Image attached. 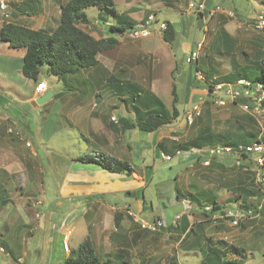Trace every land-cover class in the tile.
Returning a JSON list of instances; mask_svg holds the SVG:
<instances>
[{
    "label": "crops",
    "instance_id": "obj_1",
    "mask_svg": "<svg viewBox=\"0 0 264 264\" xmlns=\"http://www.w3.org/2000/svg\"><path fill=\"white\" fill-rule=\"evenodd\" d=\"M67 1L69 0H9L10 17L7 20L0 11V247L2 248L0 264H64L69 251L63 248V238L69 239L71 249L77 248L83 240L90 237L89 227L92 218L95 223L104 221L111 228L109 231L102 230V235L99 236L101 239L99 243L107 249L106 254L112 249L117 251L110 264H118L120 260L122 264H133L132 261L128 262L130 255L128 251H133L137 256L139 244L146 245L141 249L146 251V263L143 262L144 259L140 262L138 257L134 261L140 262L139 264H152L155 241L162 247L179 248L177 256H172L168 264H226L224 256L229 254L228 249L234 244L230 242L225 245L223 232L217 234L221 236L215 241L212 240L207 233L208 230H204L206 223L202 221V217L217 219L220 223L225 222L224 225L230 224L228 220L215 218L211 214L206 215L203 207L192 201V195L187 196L182 192L181 187H176L172 211H168L170 208H165L166 211L162 210L164 216L141 221L139 214L148 213L144 195L142 200L136 198L137 211L133 209L131 202L124 201L122 204L117 202L115 197L121 193L132 196L135 191L139 192L146 185L144 175L136 170L132 175L111 172L96 163L81 162L77 158L83 154L72 149L75 141H69L65 137L66 141L62 143L64 138L60 139L57 136L60 129L73 128L81 124L89 130L91 136L93 135L94 142L110 144L111 148H107L110 152L100 151L101 153L121 159L123 157L120 156L124 152L123 155L128 158L131 152L130 144L128 143L126 145L128 149L127 147L125 149L120 136L134 128L123 129L118 121L119 118L143 117L149 109H158V111L160 109L149 99H146L147 106L144 107L133 102L122 105L116 101L122 100L123 96L127 97L132 90H139L141 87L144 90L148 88L145 92L149 96L157 94L153 87H139V82L132 79L133 73L138 72L139 68L133 55L107 56L102 60L99 53L96 65L81 69L65 80L48 73L45 64L42 65L37 80L24 75L22 68L27 48L12 47L9 42L1 39L4 24L11 22L51 32L59 24L61 5ZM113 1L117 11L116 17L121 14V21L134 22V28L140 22H144L149 15L155 16L157 23L153 25V32L142 35L143 38H140L139 43L148 47L157 43L162 47V51L166 52V56L164 53L151 55L152 69L155 67V61L169 62L172 57L176 62V70L173 72L175 83L179 81L177 79H186L189 85L193 76L197 74L194 69V72L192 71V67L182 66L181 59L183 61L184 58L189 59L194 50L199 51L208 36L212 41H217L218 47L229 49L233 53L241 51L256 58V62H261L264 58V35L253 26L255 18L264 9V0H259L257 12L252 16L247 15L248 20L242 17L243 13L238 12V10L243 11L242 2L239 0ZM220 3L225 8H221V11L211 16L208 15V12ZM153 6L157 8L152 9ZM56 7L59 16L55 19L52 15ZM94 7L98 17L103 21L102 25L93 21V25L87 26L90 17L86 12L89 21L83 23L85 26L82 29L96 39L114 37L118 40L119 46L123 45L129 33H111L108 25L119 22L105 17L103 13L106 10ZM167 8L170 10L163 17L161 11ZM243 9L245 12L248 10L247 7ZM231 12L237 14L233 16ZM194 19L197 26L203 28L206 33L204 42L196 41L191 37L190 31L193 29ZM167 21L175 30L174 44L181 49L183 58L179 59L174 50L172 54L168 51L174 44L171 45L164 40L163 32L158 29L159 22L167 23ZM253 68L255 67L247 66L245 69L240 68L239 72L248 73ZM170 73L169 71V75ZM237 73H229L226 76H236ZM42 81L46 82L47 88L37 93L36 86ZM61 82L63 85L60 84ZM175 86L177 90L178 84ZM48 89L53 91L52 97L46 103L38 104L36 98ZM128 109L129 113L126 112ZM165 129L166 125L155 130L156 135L152 139L153 148L155 151L160 148L163 157L169 155L168 152L173 149L177 152L182 149L176 148L177 143L170 145L172 149L166 148L162 142L163 138L169 137L164 132ZM55 141H60L56 150L51 146ZM119 151L121 155L117 154ZM42 152L55 153L57 156L55 158L57 160H54L51 166L55 195L50 197V202L46 198L48 189L40 177L37 161ZM184 157L185 160L188 159ZM250 164L249 171L254 176L252 171L254 164ZM148 167L150 165L146 167V175L150 172ZM14 176H17V179ZM185 199L192 204V212L190 211L192 214L187 212ZM34 200H37L39 207L44 208L38 220H35L27 208V205ZM179 200L184 203L185 209L182 210L178 204ZM203 205L208 204L203 203ZM193 211H197L202 217ZM178 215L180 218L174 223ZM157 219H163L165 222L158 232H151L139 226ZM118 226L120 230L116 228ZM141 234H146V237ZM90 239L93 242L92 237ZM112 239L115 240L114 243ZM74 240H78L77 243H74ZM180 256H184V262L180 261Z\"/></svg>",
    "mask_w": 264,
    "mask_h": 264
},
{
    "label": "rangeland",
    "instance_id": "obj_2",
    "mask_svg": "<svg viewBox=\"0 0 264 264\" xmlns=\"http://www.w3.org/2000/svg\"><path fill=\"white\" fill-rule=\"evenodd\" d=\"M193 1L197 2L198 0ZM239 1L242 2L243 8H248L246 12L243 8V11L238 10L239 13L241 12L244 14L242 17L246 20H248L247 15L252 16L257 12L256 9L259 8L260 4L259 0ZM218 6L222 9L225 8L222 3ZM156 8L157 6H153L152 9ZM168 10H170V8L162 10L161 15L165 17ZM53 12L54 15H52V17L56 19L59 16L58 8H54ZM86 12L90 17L87 26L93 25V21H97L102 25L103 21L98 17L94 6L88 7ZM235 14L237 13L235 12ZM103 15L110 20H117L116 15L113 13L104 11ZM5 19H9V17ZM78 25L81 28L85 26L83 23ZM128 33V31L125 32V34ZM190 34L192 39L196 41L204 42L206 39L204 29L197 26L195 19ZM122 36L125 37L124 35ZM136 38L135 40V38L133 39V37L127 35L123 45H117L115 48L101 52V59L103 60L107 56L133 55L136 60V65L139 68L138 72L133 73L132 79H136L139 82V87H153L154 91L157 92L156 95L149 96V94L145 92L148 88H146V90L142 87L139 88V90H130V95H127V97L123 96L122 100H116L119 104L123 105V103L126 102H133L140 105L142 101L149 99L156 103V107H160L159 103L161 102L170 112H173V105L176 107L178 115L173 117L171 123L166 125L164 131L169 137L162 139L166 148H171L170 145L175 143L186 144L194 141L200 132L205 131L207 128L221 138L216 141V143L219 144H222V136L238 139L247 132H254L257 138L264 139V120L251 116V114L244 111L237 103L228 102L225 105L216 104L212 99L211 90L209 89L210 84L226 81L227 74L235 72H238V75L242 73L245 74L244 71L239 72L240 68L245 69L247 66L256 67L260 61L256 62V58L246 55L241 51L233 53L229 49L221 46L218 47L217 41H212L210 39L211 37L208 36L206 43L204 42L202 46H200L199 51L201 53H199L198 50H194V52H196L195 55L191 53L189 59L184 58V61L181 59L183 63L182 66L192 67V71L194 69L197 74L193 76L189 85L186 79H177V81H179L175 83L173 72L176 70V62L173 61L172 57L169 62L164 61L158 63L155 61V67L152 69L151 55L164 53V56H166V52H163L162 47L157 43L154 44V46L151 45L148 47L145 44L139 43L140 38L142 39L143 37L139 36ZM173 50L179 59L183 58L181 49L178 46L176 47L175 44L173 48L170 50L168 49L171 54ZM45 66L46 65H44V67ZM169 71L171 72L170 75ZM179 83H181L180 86ZM60 84L63 85L62 82ZM173 84H178L176 90L177 101L175 102L173 101L172 95ZM194 105H198L196 111L193 110ZM126 112L129 113V109L126 110ZM190 113L194 116L191 123H189L187 117ZM155 135V132L143 133L138 128H134L124 132L123 135L120 136V140L125 149L128 143L130 144L129 147H131L128 158L123 155V152L122 156H120L123 157L121 159L129 161L135 167L136 172L144 175L146 185L141 188L139 192L135 191L132 196L121 193V195L119 194L115 197V200L122 204H124V201H129L133 204V209L137 211L136 198L142 200V195H144V200L148 205V213L147 215L146 212L139 214L141 221L157 216H164V211L162 213V210L166 211L168 208H170L168 211H172V201L175 199L176 187H181L184 194H187V196L192 195V198H195H193V200L199 199L202 204L212 205L211 201L214 199L217 203L222 205L223 209L235 208L239 206L241 202H249L255 206L262 205L260 214L257 217L241 220L237 225L227 223L224 225L225 222L220 223L217 219H204L197 211H193V213L195 212L198 216L202 217V221L206 223L204 230H208L207 233L211 236L212 240L215 241L216 238L221 236L217 234L223 232V236L225 237L223 240H225L224 242H226V245L231 242L234 244L232 246L237 248L238 252L232 251L230 249L231 247L228 249L229 254H225L224 256V262L226 264H230L229 262L235 264H264V185L258 187L255 184L254 178L252 179V173L249 171L251 164H238L232 157L223 156L211 158L209 164L205 165L198 159L194 150H192L193 148H197V146L193 147L191 150L182 148L179 150L180 152L174 149L171 150V148V151H165L168 152L171 157L167 159L163 157L160 148L156 151L155 148H153L152 139ZM57 136L60 139L64 138L62 139V143L66 141L65 137H67L69 141H75V143L72 144V149L82 154H93L96 153V151L110 152V150L107 149L111 148L110 144H97L94 142L93 135L91 136L89 130L84 128L81 124L73 128L60 129L57 132ZM59 143L60 141L52 142V148L56 150ZM21 144L22 146L25 145L24 142ZM117 154L121 155V152L119 151ZM184 156L188 159L185 160ZM56 157L55 153L42 152L37 160L40 177L45 187L48 189L46 194L48 202L51 200L50 197L55 195V186L51 176V166L57 160L55 159ZM148 165H150L152 169L148 167L150 172L146 175V167ZM246 166L248 169L244 168ZM14 177L17 179V176ZM184 187L186 189H184ZM36 201L37 200H34L33 203H29L27 208L29 212L33 214L35 220H38L40 215L43 214L44 208L39 207ZM178 204L182 210L185 209V205L182 201L179 200ZM194 216L197 217L196 214H194ZM196 224L197 223H195V225ZM139 226L142 227L141 224ZM116 228L120 230L119 226ZM102 230L109 231L111 228L108 224H105L104 221L95 223L94 218H92L89 227L90 237H92L96 250L103 260L102 264H110L117 251L116 249H112L106 254L107 249L102 243H99V241H101L99 236L102 235ZM158 231L159 230H155L151 232ZM141 235L146 237V234ZM74 239H76V237ZM77 241L78 240H74V243H77ZM114 242L115 240L112 239V243ZM139 247L140 249L137 251V256L133 254V251H128L130 254L128 255V262L131 263L132 261L133 264H139L141 260L144 259L143 262L146 263V251L141 250L145 248L146 245L139 244ZM171 249L172 246L162 247L157 245L155 241V255L152 264H168V262H171L170 259L172 256H177V249L179 250V248L174 247L172 251ZM137 257L140 259L139 263L134 261L137 260ZM180 261L184 262V256H180ZM121 262L120 260L118 264H122Z\"/></svg>",
    "mask_w": 264,
    "mask_h": 264
},
{
    "label": "trees",
    "instance_id": "obj_3",
    "mask_svg": "<svg viewBox=\"0 0 264 264\" xmlns=\"http://www.w3.org/2000/svg\"><path fill=\"white\" fill-rule=\"evenodd\" d=\"M91 6H97L109 13L117 14L113 0H69L61 5L59 24L51 32L43 29H33L11 22L4 24L1 30V39L9 42L12 47L25 46L27 48L22 68L26 77L37 80L41 72V67L45 64L48 67V73L65 80L68 76L75 74L81 69L96 65L99 53L115 48L118 45L119 42L116 38L106 37L96 39L78 25L89 21L85 9ZM117 22L119 23L108 25L109 31L113 34H122L134 28V22L121 21V14L117 15ZM175 38V30L172 24L167 21V27L163 32V39L173 45ZM241 77L249 78L252 81L264 82V58L250 72L227 77L226 81H235ZM209 89L212 90V84H210ZM172 95L173 101H177L175 84L172 87ZM160 103L161 108L159 107V111L158 109H149L148 113L143 117L136 116L135 118H129L124 116L120 117L118 121L123 129L138 128L141 131L154 132L158 128L171 123L173 117L178 115V111L174 105L173 112H170L164 104L161 103V105ZM141 106H147L146 100L141 102ZM218 139L221 138L207 128L205 131H201L194 141L186 144H176V148L191 149L196 146L201 147L204 145L219 144L216 143ZM255 139L258 138L254 132H247L238 139L222 136L221 142L223 145L237 146L239 144H247ZM240 159L242 164L254 162L253 158L247 154L240 156ZM77 160L84 163H96L111 172L126 175H132L135 172L134 166L127 160L101 152L94 154L86 153L79 156ZM253 178L254 176H252ZM196 200L192 199L199 206L204 207L199 199ZM211 203V211H204L206 215H212L216 211H223L222 205L217 203L216 200L212 199ZM237 207L257 208V206L249 202H241ZM230 247L232 251L238 252L236 247L232 245ZM102 261L92 240L90 237H87L77 248H72L69 251L68 256L64 259V264H102ZM229 263L235 264L233 262Z\"/></svg>",
    "mask_w": 264,
    "mask_h": 264
},
{
    "label": "built area",
    "instance_id": "obj_4",
    "mask_svg": "<svg viewBox=\"0 0 264 264\" xmlns=\"http://www.w3.org/2000/svg\"><path fill=\"white\" fill-rule=\"evenodd\" d=\"M218 10H221V7L216 6L208 12V15L211 16ZM0 11L4 19L10 17L9 0H0ZM230 14L235 16L232 12ZM154 23H157V21L155 20V16L151 14L144 22H140L136 28L131 29L129 31V36L136 38L152 33ZM253 26L256 30L264 34V9L255 18ZM166 27V22L158 23V29L161 32H164ZM192 54L195 55L196 52H192ZM46 88V82L42 81L36 86V91L37 93H41L45 91ZM211 94L213 101L218 105H225L228 102H236L244 111L257 119L264 120V82L262 81H252L249 78L241 77L235 81L218 82L212 84ZM197 109L198 105H194L193 110L196 111ZM187 117L189 123H191L194 117L193 114L190 113ZM192 150H194L198 159L205 165L209 164L211 158L223 156L232 157L238 162V164H242L240 156L247 154L252 157L254 161L252 171L254 172L255 184L258 187L264 185V140L261 138L237 146L211 144L193 148ZM164 157L167 159L171 158L169 155ZM244 168L248 169L247 166ZM184 202L188 207L187 212H190L192 209L191 202L188 199H185ZM261 207L262 205L257 206V208L236 207L223 209V211L214 212L212 216L215 218L226 219L230 224L237 225L241 220L257 217L260 214ZM211 209L212 205H205L203 207V210L207 212L211 211ZM178 218H180V215L176 216L174 223H176ZM164 225L165 222L163 219H157L143 223L142 227L155 231ZM62 245L65 251L71 250L68 238H63ZM0 249L2 248L0 247Z\"/></svg>",
    "mask_w": 264,
    "mask_h": 264
},
{
    "label": "water",
    "instance_id": "obj_5",
    "mask_svg": "<svg viewBox=\"0 0 264 264\" xmlns=\"http://www.w3.org/2000/svg\"><path fill=\"white\" fill-rule=\"evenodd\" d=\"M53 95V91L51 89H48L44 94L39 95L36 98V102L40 105L46 103Z\"/></svg>",
    "mask_w": 264,
    "mask_h": 264
}]
</instances>
